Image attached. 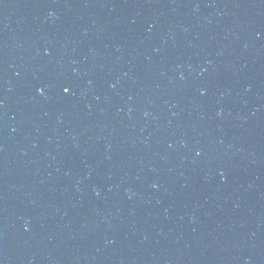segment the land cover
I'll use <instances>...</instances> for the list:
<instances>
[{"label": "water", "instance_id": "water-1", "mask_svg": "<svg viewBox=\"0 0 264 264\" xmlns=\"http://www.w3.org/2000/svg\"><path fill=\"white\" fill-rule=\"evenodd\" d=\"M0 264H264V0H0Z\"/></svg>", "mask_w": 264, "mask_h": 264}, {"label": "snow or ice", "instance_id": "snow-or-ice-1", "mask_svg": "<svg viewBox=\"0 0 264 264\" xmlns=\"http://www.w3.org/2000/svg\"><path fill=\"white\" fill-rule=\"evenodd\" d=\"M37 91L39 92V91H41V89L38 88ZM62 91H63V93L68 94V93H70L71 89L69 86L65 85L62 87Z\"/></svg>", "mask_w": 264, "mask_h": 264}]
</instances>
